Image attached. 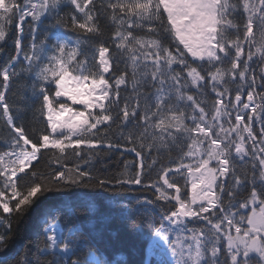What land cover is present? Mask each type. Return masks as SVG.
I'll list each match as a JSON object with an SVG mask.
<instances>
[{"label": "snow or ice", "instance_id": "6c2138e0", "mask_svg": "<svg viewBox=\"0 0 264 264\" xmlns=\"http://www.w3.org/2000/svg\"><path fill=\"white\" fill-rule=\"evenodd\" d=\"M0 58V119L12 134L0 152L4 214L73 187L125 192L150 217L147 233L130 227L140 264H264V0H0ZM22 79L33 119L46 121L35 140L17 122L32 105L14 115L7 102ZM49 149L74 165L39 174ZM121 149L133 160L97 175L94 160ZM173 149L176 163L157 167ZM149 191L154 200L136 194ZM42 232L35 253L25 246L0 264H114L78 229L65 235L59 216Z\"/></svg>", "mask_w": 264, "mask_h": 264}, {"label": "trees", "instance_id": "16d2710c", "mask_svg": "<svg viewBox=\"0 0 264 264\" xmlns=\"http://www.w3.org/2000/svg\"><path fill=\"white\" fill-rule=\"evenodd\" d=\"M100 24L104 29L103 39L107 42L112 29L109 27L106 17L102 16ZM59 31L65 38L73 36V33L63 29H59ZM14 35L15 22L12 25V35L7 42L6 51L9 55L14 54ZM26 48L27 42L25 41ZM31 97L30 81L22 79V81L15 83L10 93L7 94V102L12 107L14 115L17 107L25 104L32 105L27 112L22 113L17 122L23 123L27 134L35 140L38 133L46 128V121L33 119L36 115L34 112L35 102ZM101 127L106 128L107 125ZM11 135L5 122L0 119V152L8 147L3 138H10ZM71 151V149L67 150L69 153ZM53 153L58 155L57 150H42V158L34 163V168L39 174L48 176L58 169L60 164L72 167L76 161L75 156L67 155L65 159L60 161V164H57L55 162L56 156ZM177 155L175 149L172 150L171 158L167 154L162 155L157 167L170 163L174 165ZM133 158L134 153L123 152L122 149L120 152L113 151L108 156L94 160L96 174L116 176L123 168V160H133ZM101 160L104 162L103 165ZM155 178V172L146 177L149 180ZM31 182V179L26 177L20 187L23 188L25 183L30 184ZM181 184H183V180H181ZM136 194L140 196L141 200H154L150 191ZM15 203L16 201H11L10 207L14 208ZM142 212L141 206L135 203L133 194L130 193L83 187H73L64 192H48L43 196H38L30 207L25 206L21 212L13 211L4 214L3 210L0 209V219L7 217L6 223L0 224V234L4 235V243L6 244V247L0 251V260H15L18 254H23L20 250L24 249L25 246L32 253H35L37 247L33 241L38 236H43L42 229L45 218L59 216L65 235L68 234L69 230L78 229L90 245L98 248L100 253L106 254L107 259H114V264H140L144 258V243L134 230H130V227L134 229L136 226H142L147 233L150 217L142 219ZM130 221H135L136 224L130 225Z\"/></svg>", "mask_w": 264, "mask_h": 264}, {"label": "rangeland", "instance_id": "374dc122", "mask_svg": "<svg viewBox=\"0 0 264 264\" xmlns=\"http://www.w3.org/2000/svg\"><path fill=\"white\" fill-rule=\"evenodd\" d=\"M62 99H66V98H62ZM67 103H68L69 106L73 107V108L76 109V110H80V109L83 108L82 105H72V104H71V101H67Z\"/></svg>", "mask_w": 264, "mask_h": 264}]
</instances>
